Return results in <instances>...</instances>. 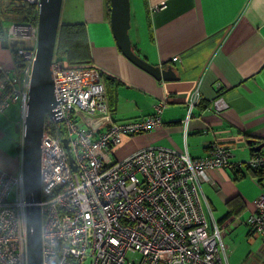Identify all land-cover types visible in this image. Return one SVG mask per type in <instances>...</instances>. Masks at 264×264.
Listing matches in <instances>:
<instances>
[{"label": "built area", "instance_id": "2783aa9c", "mask_svg": "<svg viewBox=\"0 0 264 264\" xmlns=\"http://www.w3.org/2000/svg\"><path fill=\"white\" fill-rule=\"evenodd\" d=\"M16 1L38 7L40 0ZM163 7L164 3L155 10ZM8 36L10 41L33 42L18 51L25 63L20 74L0 82V115L18 103L23 126L37 23L12 24ZM62 64L61 59H52L56 105L45 118L41 137L42 264H223L222 233L209 223L201 183L219 168L264 174V153L232 162L231 150L211 143L203 157L146 148L113 161L112 151L123 136L161 127L163 103L149 117L112 122L101 73L64 69ZM200 100L194 90L187 121ZM213 106L216 112L227 108L222 99ZM13 190L16 200L10 201ZM253 204L248 228L264 243V191ZM26 205L22 170L15 175L0 170V264H27Z\"/></svg>", "mask_w": 264, "mask_h": 264}, {"label": "crops", "instance_id": "0c3cea01", "mask_svg": "<svg viewBox=\"0 0 264 264\" xmlns=\"http://www.w3.org/2000/svg\"><path fill=\"white\" fill-rule=\"evenodd\" d=\"M66 1L65 23L85 25L91 65L108 85L113 81L114 101L107 103L111 121L149 117L163 103L161 127L123 136L112 151L113 161L146 148L203 157L217 143L231 150L232 162H239L264 143V0H137L134 14L130 6L132 51L153 67L170 69L167 79H157L118 49L105 14L108 0ZM13 69L11 50L0 42V78ZM194 90L201 100L187 121ZM217 99L227 107L222 112L214 109ZM15 105L18 117L7 114L13 105L0 115V144L10 138L9 127L22 137L20 105ZM21 137L17 156L11 143L10 154L0 149V169L8 174L21 169ZM238 171L239 179L229 168L210 171L209 180L201 183L203 204L209 223L220 227L223 264H264V243L247 224L264 191V176L258 181L251 170Z\"/></svg>", "mask_w": 264, "mask_h": 264}, {"label": "water", "instance_id": "95a60500", "mask_svg": "<svg viewBox=\"0 0 264 264\" xmlns=\"http://www.w3.org/2000/svg\"><path fill=\"white\" fill-rule=\"evenodd\" d=\"M63 0H40L37 8L36 56L32 65L28 88V102L23 121L21 137V170L24 181L26 205V263L42 264L41 254V198L40 155L41 137L47 114L52 115L56 105L51 77V62L60 25V13ZM130 1L110 0L109 24L118 49L136 66L144 69L157 79H167V71L149 65L132 51L130 29ZM18 41L13 42L16 45ZM62 144L68 150L66 139ZM264 143L254 148L261 151ZM69 164L75 170L74 159L69 157Z\"/></svg>", "mask_w": 264, "mask_h": 264}, {"label": "trees", "instance_id": "16d2710c", "mask_svg": "<svg viewBox=\"0 0 264 264\" xmlns=\"http://www.w3.org/2000/svg\"><path fill=\"white\" fill-rule=\"evenodd\" d=\"M37 8L38 7L35 5H30L20 1L17 2L16 0H0V42L4 47L11 50L14 64V72L3 73L2 77L0 78V82L6 77L12 78L20 74L21 69L24 67L25 63L22 56L19 55L18 51L20 47H24L27 44L26 41L23 42L21 40H17V44L13 45L12 43L15 40L10 41V38L8 36V28L6 27L5 22L9 21L11 23L10 25H35L37 19ZM105 14L107 17H109L110 15L109 0L105 4ZM53 58L61 59L63 61L62 66L64 69L96 70V68L91 65L89 43L86 33V27L84 24L65 23L59 25ZM104 79L105 78L100 75V83L103 87L106 103L110 104L111 101H114V97L110 93L113 81L109 79L108 85V82H105ZM261 153H264V151L252 150V155H258ZM229 169H231V172L233 173L235 179L240 178V171H238L236 168ZM250 173L252 174L253 178L257 179L258 181H260L261 177L264 176V174L259 171L254 172L253 170H251Z\"/></svg>", "mask_w": 264, "mask_h": 264}, {"label": "rangeland", "instance_id": "374dc122", "mask_svg": "<svg viewBox=\"0 0 264 264\" xmlns=\"http://www.w3.org/2000/svg\"><path fill=\"white\" fill-rule=\"evenodd\" d=\"M63 1H62V8H61L60 20H59L60 24H65V22L67 21V18H66L67 7H68V5H70V2H68V1L65 2V0H63ZM136 1L137 0H130V6H131L133 14H134V12H136L138 10ZM75 5H78L77 6V11H78V14H79L80 11H81L80 10V8H81L80 7V2L78 1L77 3H75ZM10 24L11 23L9 21L5 22V25H6L7 28L10 27ZM25 41H26L27 45H29L30 43H31V45H33V42L31 40H25ZM7 114L18 117L19 116L18 106L17 105H13L11 107V109L7 111ZM6 129H8V127H6ZM2 132H3L2 134L5 135L4 131H2ZM8 133H9L8 135L10 136V138L9 139L8 138H4L5 139V143L4 144H0V149L4 150V151H6L7 153L10 154V150H9V146L8 145H9V143H11L13 148H14L15 154L17 156L18 155V145H19L18 140L21 137V134H20L21 132L15 131V127H9ZM15 200H16V196H15L14 190H13L11 195H10V201H15Z\"/></svg>", "mask_w": 264, "mask_h": 264}, {"label": "bare ground", "instance_id": "6f19581e", "mask_svg": "<svg viewBox=\"0 0 264 264\" xmlns=\"http://www.w3.org/2000/svg\"><path fill=\"white\" fill-rule=\"evenodd\" d=\"M5 172V171H4Z\"/></svg>", "mask_w": 264, "mask_h": 264}]
</instances>
